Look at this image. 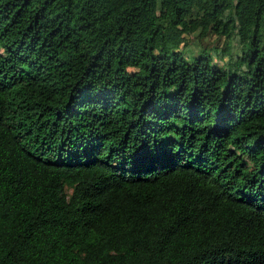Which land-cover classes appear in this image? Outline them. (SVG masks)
I'll use <instances>...</instances> for the list:
<instances>
[{
  "label": "trees",
  "instance_id": "16d2710c",
  "mask_svg": "<svg viewBox=\"0 0 264 264\" xmlns=\"http://www.w3.org/2000/svg\"><path fill=\"white\" fill-rule=\"evenodd\" d=\"M0 264H264V0H0Z\"/></svg>",
  "mask_w": 264,
  "mask_h": 264
},
{
  "label": "rangeland",
  "instance_id": "374dc122",
  "mask_svg": "<svg viewBox=\"0 0 264 264\" xmlns=\"http://www.w3.org/2000/svg\"><path fill=\"white\" fill-rule=\"evenodd\" d=\"M199 31H196L186 37L187 43L180 46L179 49L184 53L185 58L190 61L196 57L202 49H207L215 64L223 65L229 58L228 53L221 56L220 51L225 47V39L217 35L207 33L206 35L199 36ZM230 52L232 54L240 55L237 38H232L230 42Z\"/></svg>",
  "mask_w": 264,
  "mask_h": 264
}]
</instances>
